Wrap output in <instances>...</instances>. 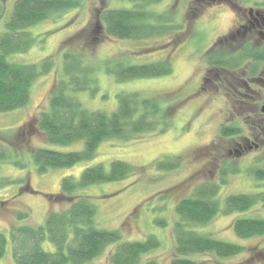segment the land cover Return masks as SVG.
<instances>
[{"label":"rangeland","instance_id":"1","mask_svg":"<svg viewBox=\"0 0 264 264\" xmlns=\"http://www.w3.org/2000/svg\"><path fill=\"white\" fill-rule=\"evenodd\" d=\"M15 1L0 0V35L6 31V22ZM80 1L79 6L54 13L27 28L35 36V43L28 51L7 56L14 63H36L52 56L55 67L34 82L26 106L0 113V148L26 163L24 168L10 162H4L0 167V177L14 180L0 187V231L9 237L5 255L0 262L16 264L10 239V228L18 222L16 210L29 213L21 224L44 225L51 209L57 210L67 204L66 200L56 201L53 197L60 192L65 176L80 179L86 167L103 163L109 168L112 160L121 159L143 167V171L123 180L94 183L79 189L77 193L89 196L96 204L99 227L118 229L125 240H143L151 234L156 235L161 245L147 257L158 260L159 264H169L175 256L172 229L177 218L176 203L191 195L196 185L220 181L224 162L229 164V168L236 167L238 171L228 173V183L221 187V200L229 193L264 192V179H258L249 171L250 168L264 167V114L251 112L264 102V85H254L258 93L248 91L252 97H246V104L232 95L233 89L231 84H227L228 80L221 84L215 74L207 75L205 59L206 52L221 36H227L232 30L236 31L240 23H245L248 18L243 15L244 12L250 8H264V0H232L236 2L232 6L227 1L208 3L206 0H160L154 3L152 7L158 11L174 9L175 20L183 26L181 33L175 34L180 36L176 44L168 43L175 32L134 40L110 37L95 31L94 26L90 28L100 7L129 8L138 0ZM239 4L242 8L236 14L233 8L237 9ZM81 30L85 31L79 40L74 36ZM262 30H237L233 38L239 41L249 34L260 37L264 28ZM67 50L88 52L90 61L97 65L95 78L98 90L95 93H74L86 108L113 111L118 105V94L138 91L159 97L165 105L179 103L172 124L165 132L148 133L133 140H104L91 159L69 167L39 172L32 157V148L49 147L70 151L84 147L83 140L64 145L52 144L37 127L36 117L41 110L48 109L50 94L62 72L63 53ZM165 59L172 65V72L167 75L120 81L115 74L106 71V67L115 66L116 62L141 64ZM105 61H109L110 66H105ZM243 78L248 81L247 76ZM224 124L239 126L241 134L231 139L221 138L219 131ZM245 136L258 137L254 139L260 147L238 156L229 154L235 142H242ZM213 143L215 145H211ZM171 156L185 157L180 169L161 171L156 168L158 159ZM23 183L30 184L33 190H22ZM223 200L221 203L224 206ZM261 202L247 212L219 214L207 224L195 226L201 232L245 246L243 253L230 257L212 254L196 257L210 258L215 264H264V259L256 255L257 251L264 248V235L240 237L232 226L238 216L264 217V205ZM159 220L167 224H161ZM43 247L47 250L54 248L48 239L43 242ZM111 248L90 264H110L108 256Z\"/></svg>","mask_w":264,"mask_h":264},{"label":"trees","instance_id":"2","mask_svg":"<svg viewBox=\"0 0 264 264\" xmlns=\"http://www.w3.org/2000/svg\"><path fill=\"white\" fill-rule=\"evenodd\" d=\"M206 1H227L231 2V6L236 3L232 0ZM158 2L160 0H138L129 8L102 6L97 10L96 19L90 28L94 26L95 31L110 37L134 40L175 32L168 43L176 44L180 36L175 34L181 33L183 26L175 20L174 9L158 11L152 7ZM80 4V0L15 1L6 22V31L0 35V113L26 106L30 101L34 82L55 67L52 56L36 63H14L7 59L11 53L28 51L35 43V36L27 28L54 13L67 11ZM240 8V4L237 9L233 8L236 14ZM256 10L264 14V8ZM254 24L255 19L249 18L245 23H240L236 31L232 30L215 42L205 54L207 75L215 74L221 84L228 80L227 84L236 85L244 76L252 77L261 71L264 67V40H261L264 33L260 37L249 34L247 38L241 37L239 41H234L233 38L241 29L252 28L261 32L262 28L254 27ZM84 31L81 30L74 37L81 40L79 36ZM90 56L82 50H67L63 53L62 72L50 94L48 109L41 110L36 117L37 127L48 142L64 145L83 140L84 147L70 151L49 147L32 148L33 160L41 173L50 168L69 167L91 159L104 140H133L148 133L165 132L180 107L179 103L165 105L157 96L134 91L118 94V105L113 111L86 108L74 93H95L98 90L95 78L97 65L90 61ZM116 64L110 66V62L105 61V66H110L106 67V71L115 74L120 81L162 76L172 72V65L167 59L141 64ZM235 97L248 103L243 96ZM259 109V106H255L251 112H258ZM241 131L237 125L224 124L220 128L219 136L231 139L240 135ZM184 161L183 156H171L158 159L155 164L158 170L172 171L180 169ZM4 162L26 167V163L15 154L0 148V167ZM228 165L224 162L220 181L198 184L191 195L176 203L177 218L172 229L175 256L169 264H215L210 258L196 256L212 254L217 257H230L245 251V246L241 244L216 238L195 228L197 225L207 224L219 214L247 212L259 201L264 205V192L229 193L222 199L224 206L222 205L221 187L228 183L227 176L230 171H238L236 167L231 169ZM142 171L143 167L115 159L110 162L109 168L103 163L86 167L80 179L65 176L60 192L53 197L56 201L66 200L67 204L57 210L51 209L44 225L21 224L29 213L26 210H16L18 222L10 228L16 264H90L111 247L108 256L110 264H159L158 260L147 257L161 245L156 235L151 234L143 240H125L120 230L99 227L96 204L89 196L77 193L79 189L91 184L123 180ZM249 171L258 179H264V167L250 168ZM13 181L10 177H0V187ZM23 184L25 185L22 190H33L30 184ZM158 222L167 224L164 220ZM232 226L240 237L264 235V217L238 216L233 220ZM47 239L54 246L51 250L43 247V242ZM8 240L9 237L0 231V260L5 255ZM256 255L264 259V248L257 251Z\"/></svg>","mask_w":264,"mask_h":264},{"label":"flooded vegetation","instance_id":"3","mask_svg":"<svg viewBox=\"0 0 264 264\" xmlns=\"http://www.w3.org/2000/svg\"><path fill=\"white\" fill-rule=\"evenodd\" d=\"M251 9V8H250ZM247 10L245 11L243 15H246L247 18H252L255 19V23L253 26H259L260 28H264V14H261L259 12H257V10ZM247 12V13H246ZM249 15V16H248ZM261 29V32L263 31ZM254 85H264V67L261 69V71L259 73H257L255 76L252 77H248V81L242 79L241 82H238L236 85L231 84L233 91L232 95H237V96H245L251 98L252 93H258L255 88ZM247 91V92H245ZM251 91V95L250 92ZM254 95V94H253ZM264 103V102H263ZM262 103V104H263ZM260 105V109L258 110V112H260V114H264L261 110V106ZM264 119V118H263ZM262 121V120H261ZM239 136V135H238ZM253 138V139H252ZM249 137V136H245L243 137L242 142H235V145L232 146V148L229 149V154L231 155H241L243 154L245 151H248L250 149H257L260 147L259 142H257L255 139H257L258 137ZM255 138V139H254Z\"/></svg>","mask_w":264,"mask_h":264},{"label":"water","instance_id":"4","mask_svg":"<svg viewBox=\"0 0 264 264\" xmlns=\"http://www.w3.org/2000/svg\"><path fill=\"white\" fill-rule=\"evenodd\" d=\"M261 110H262V112L264 113V103H263L262 106H261Z\"/></svg>","mask_w":264,"mask_h":264}]
</instances>
